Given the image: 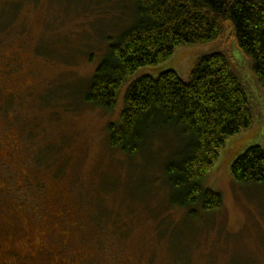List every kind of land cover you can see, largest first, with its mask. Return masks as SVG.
<instances>
[{
    "label": "rangeland",
    "instance_id": "rangeland-1",
    "mask_svg": "<svg viewBox=\"0 0 264 264\" xmlns=\"http://www.w3.org/2000/svg\"><path fill=\"white\" fill-rule=\"evenodd\" d=\"M135 10L133 0H0V238L30 264H264V186L231 175L241 154L264 146V90L230 32L140 68L113 112L87 103ZM213 52L231 59L254 125L228 139L206 179L222 210L200 207L192 219L171 205L164 173L183 142L164 132L130 158L110 145L109 125L120 124L133 81L167 70L187 78Z\"/></svg>",
    "mask_w": 264,
    "mask_h": 264
},
{
    "label": "trees",
    "instance_id": "trees-1",
    "mask_svg": "<svg viewBox=\"0 0 264 264\" xmlns=\"http://www.w3.org/2000/svg\"><path fill=\"white\" fill-rule=\"evenodd\" d=\"M133 1L134 22L110 45L90 81L87 103L113 112L120 90L140 68L168 61L179 47L219 41L228 32L252 60L264 90V0ZM253 125L250 100L231 59L213 52L199 57L187 78L167 70L133 81L120 124L109 125L110 145L133 158L150 150L153 136L175 134L183 142L179 157L164 167L171 205L194 219L200 207L206 216L222 210V195L206 188V179L228 139ZM231 175L240 185L264 186V146L241 154Z\"/></svg>",
    "mask_w": 264,
    "mask_h": 264
},
{
    "label": "flooded vegetation",
    "instance_id": "flooded-vegetation-1",
    "mask_svg": "<svg viewBox=\"0 0 264 264\" xmlns=\"http://www.w3.org/2000/svg\"><path fill=\"white\" fill-rule=\"evenodd\" d=\"M32 241L33 239L31 238V242ZM31 245H33V243H31ZM39 252L43 253L45 250L41 248ZM29 257L30 256L22 255L21 252L17 250L7 248L2 237L0 238V264H30L27 260ZM55 262L50 264H60V262Z\"/></svg>",
    "mask_w": 264,
    "mask_h": 264
}]
</instances>
